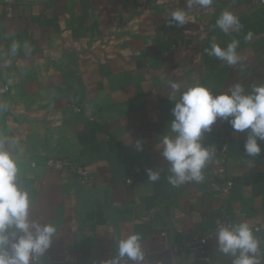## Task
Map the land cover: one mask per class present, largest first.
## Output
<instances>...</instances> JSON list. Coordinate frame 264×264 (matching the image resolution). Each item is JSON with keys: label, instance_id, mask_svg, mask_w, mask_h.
<instances>
[{"label": "crops", "instance_id": "crops-1", "mask_svg": "<svg viewBox=\"0 0 264 264\" xmlns=\"http://www.w3.org/2000/svg\"><path fill=\"white\" fill-rule=\"evenodd\" d=\"M257 2L185 8L190 21L176 27L166 17L185 0H14L10 16L0 0V87L8 88L0 94V138L19 158L32 218L58 228L41 264H108L133 232L141 234L144 264H232L216 233L204 252L185 247L221 219L247 221L264 257V141L261 153L248 157L247 132L218 118L205 133L215 156L204 181L179 187L168 183L170 166L157 147L173 119L170 81L203 84L214 94L237 81L246 91L264 83V31L245 41L246 34L216 27L225 9L244 26L264 12ZM234 38L242 63L208 55L213 42L226 47ZM221 144L233 180L227 200L208 185ZM47 154L88 167L91 184L45 169ZM147 168L160 170L159 181H148Z\"/></svg>", "mask_w": 264, "mask_h": 264}, {"label": "clouds", "instance_id": "clouds-1", "mask_svg": "<svg viewBox=\"0 0 264 264\" xmlns=\"http://www.w3.org/2000/svg\"><path fill=\"white\" fill-rule=\"evenodd\" d=\"M214 0H185L186 7L176 8L166 17L168 26L183 27L190 21L186 9L198 6L207 9ZM216 27L223 33H239L243 25L239 17L225 9L216 20ZM249 32L245 41L251 40ZM240 41L232 39L226 47L213 42L207 49L209 56L226 62L229 66L245 59L237 49ZM28 47L27 44L24 45ZM19 45L14 41L10 51L14 55ZM168 98L174 102L171 109L173 119L169 131L161 135L157 147L170 166L168 183L179 187L185 183H201L205 179L204 169L213 160L215 148L204 143L205 133L219 118L227 121L233 131L247 132L244 152L256 157L261 151L259 141H264V83L253 84L250 91L237 81L226 91L214 94L206 85L194 83L183 86L169 82ZM8 138H0V264H41L58 233L52 222H41L32 218L33 200L22 185L19 174V158L9 148ZM135 149L143 150L142 140L135 141ZM147 179L157 182L160 170L147 168ZM219 251L232 258V264H264L260 254L261 241L247 221L227 224L219 222L216 228ZM144 264L145 251L140 233L133 232L118 241V255L108 264Z\"/></svg>", "mask_w": 264, "mask_h": 264}, {"label": "built area", "instance_id": "built-area-1", "mask_svg": "<svg viewBox=\"0 0 264 264\" xmlns=\"http://www.w3.org/2000/svg\"><path fill=\"white\" fill-rule=\"evenodd\" d=\"M13 1L14 0H1V2L4 4L5 13L7 16L11 15ZM257 5L261 8H264V0H258ZM7 90V86H1L0 94H4ZM226 158L227 146L225 144H221L217 152V164L209 171L210 178L208 184L209 188L217 191L223 200L228 199L233 187V180L226 174ZM43 166L48 170L66 172L67 174L77 178L79 182L84 185L91 184L92 174L89 168L85 165L79 164L72 158L47 154L45 156ZM219 222H224L227 224L232 223L231 221L224 219L219 220ZM217 225L211 234H206L202 237H194L185 244V247L193 251L204 252L205 239L211 236L212 233H216Z\"/></svg>", "mask_w": 264, "mask_h": 264}, {"label": "trees", "instance_id": "trees-1", "mask_svg": "<svg viewBox=\"0 0 264 264\" xmlns=\"http://www.w3.org/2000/svg\"><path fill=\"white\" fill-rule=\"evenodd\" d=\"M264 31V12L261 14L255 15L252 20L246 23L242 30L237 34H248L249 32L253 35L259 34Z\"/></svg>", "mask_w": 264, "mask_h": 264}]
</instances>
